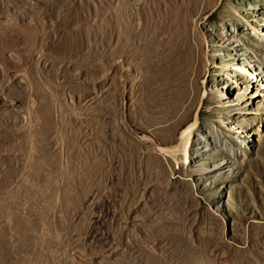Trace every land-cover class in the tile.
Listing matches in <instances>:
<instances>
[{
  "label": "rangeland",
  "instance_id": "rangeland-1",
  "mask_svg": "<svg viewBox=\"0 0 264 264\" xmlns=\"http://www.w3.org/2000/svg\"><path fill=\"white\" fill-rule=\"evenodd\" d=\"M117 258L264 264V0H0V264Z\"/></svg>",
  "mask_w": 264,
  "mask_h": 264
},
{
  "label": "bare ground",
  "instance_id": "bare-ground-1",
  "mask_svg": "<svg viewBox=\"0 0 264 264\" xmlns=\"http://www.w3.org/2000/svg\"><path fill=\"white\" fill-rule=\"evenodd\" d=\"M256 81H258V80H256ZM255 84L260 86L259 82H256ZM190 135H191V131L189 129L184 130L179 137L177 145L174 146L173 148L167 149L165 151L166 154H168L169 156H172L175 159L178 166L183 165L182 163H183V160L185 159L184 156L186 153V148H187L186 146H187V143L189 144L188 140L190 138ZM122 260L123 259L114 260V264H118V263L124 264V262H123L124 260L123 261Z\"/></svg>",
  "mask_w": 264,
  "mask_h": 264
}]
</instances>
